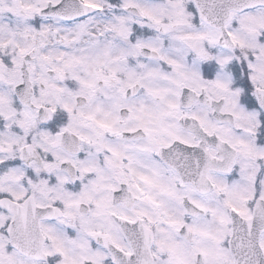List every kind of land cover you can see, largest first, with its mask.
Returning a JSON list of instances; mask_svg holds the SVG:
<instances>
[{
    "label": "snow or ice",
    "instance_id": "1",
    "mask_svg": "<svg viewBox=\"0 0 264 264\" xmlns=\"http://www.w3.org/2000/svg\"><path fill=\"white\" fill-rule=\"evenodd\" d=\"M0 264H264V0H0Z\"/></svg>",
    "mask_w": 264,
    "mask_h": 264
}]
</instances>
